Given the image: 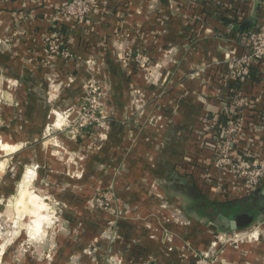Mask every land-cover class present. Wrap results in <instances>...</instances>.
<instances>
[{
	"label": "crops",
	"instance_id": "crops-1",
	"mask_svg": "<svg viewBox=\"0 0 264 264\" xmlns=\"http://www.w3.org/2000/svg\"><path fill=\"white\" fill-rule=\"evenodd\" d=\"M88 1L92 10L78 23L60 15L64 0H0L2 162L52 199L68 229L54 252L40 258L45 264H194L197 253L209 251L213 264H264V219L248 224L255 225V239L211 249L216 200L229 197L212 192L218 198L208 210L201 195L209 188L199 186L202 174L217 176L212 151L201 147L205 120L221 118L233 93L248 97L246 123L255 124L234 151L251 146L264 155L258 119L264 60L240 80L226 62L228 54L245 50L246 32L260 22L259 1ZM235 14L255 16V23L239 33L240 22L226 21ZM53 24L71 57L46 54L43 39ZM137 49L150 57L146 69L114 54ZM99 67L106 117L99 129L73 136L70 120L83 82ZM108 186L118 219L89 204ZM258 188L264 190V179ZM254 191L225 203L222 214L250 210L261 195Z\"/></svg>",
	"mask_w": 264,
	"mask_h": 264
},
{
	"label": "built area",
	"instance_id": "built-area-1",
	"mask_svg": "<svg viewBox=\"0 0 264 264\" xmlns=\"http://www.w3.org/2000/svg\"><path fill=\"white\" fill-rule=\"evenodd\" d=\"M258 1L264 6V0ZM91 10L92 4L88 0H64L59 13L63 18L83 23ZM259 20L260 22L245 34V50L239 54H228L226 59L230 76L237 80L249 76L254 62L264 60V11ZM43 42L45 52L49 56L60 55L64 58L72 56L69 49L62 45V37L54 24L52 30L45 34ZM124 60L141 69H146L150 64L148 54L139 49L126 53ZM106 91L101 80L88 79L76 114L70 120V132L73 136L86 129L101 127L106 117ZM228 99L230 105L223 107L221 118L205 120V131L202 132L200 139L212 151L210 162L217 170V176L214 179L209 178V189L218 194L251 193L264 179V155H257L248 145L245 146L248 148L243 153H235L234 145L243 139L246 129L254 122L246 123L244 115L250 105L248 97L236 92ZM259 114L260 120L264 122V110ZM206 176L210 177V174L207 173ZM89 204L93 209L102 210L115 219L122 214L115 204L113 186L96 193L89 199ZM218 240H221V236L215 232L211 241L212 250L216 248ZM215 260L216 256L211 252L201 251L196 254L194 264H213Z\"/></svg>",
	"mask_w": 264,
	"mask_h": 264
},
{
	"label": "rangeland",
	"instance_id": "rangeland-1",
	"mask_svg": "<svg viewBox=\"0 0 264 264\" xmlns=\"http://www.w3.org/2000/svg\"><path fill=\"white\" fill-rule=\"evenodd\" d=\"M128 52L131 51H118L114 52V54L122 64H131L124 60V57ZM95 71H91L94 75H91L90 78L101 80L102 78H99L98 75L102 73V69L99 67L96 68ZM88 79L83 82V89L87 84ZM2 159V150H0V264H45L46 261L43 258L49 257L54 252L59 237L62 238L67 235L68 229L63 222L59 210L55 209L51 204L52 199L36 193L38 192L36 189H34L36 192L32 191L31 189L33 188V185H30V180L28 188H31L30 190L32 192L39 195L47 206V208L41 209L42 212H44L43 214L46 215L45 221L42 223L41 231L38 234H33L30 231L28 225L32 219L31 215L29 213L27 214V211L22 208L21 210L16 209L19 190L25 177L23 178L24 175H18L15 171L8 172ZM219 195L222 196L220 197L221 199L230 197H223L225 195L223 193H220ZM90 198L91 197L88 199ZM209 198L213 200H210ZM209 198L201 195V204L202 206L204 205V207L206 206L208 210L210 209L208 203L214 201L218 197L214 198L211 196ZM216 202L219 201L216 200ZM216 226L218 228V234L221 236V240H218L216 245V248L218 247V249L226 244L237 245L238 242L246 237H253V239H255L258 236L254 224L250 227L248 226L249 228L246 229L239 228L232 233H223L227 231L222 230L217 223ZM211 236L212 241L214 239V233L213 235L211 234ZM39 258L40 260H38Z\"/></svg>",
	"mask_w": 264,
	"mask_h": 264
},
{
	"label": "water",
	"instance_id": "water-1",
	"mask_svg": "<svg viewBox=\"0 0 264 264\" xmlns=\"http://www.w3.org/2000/svg\"><path fill=\"white\" fill-rule=\"evenodd\" d=\"M255 23V16H248L242 20L238 25V32L242 33L244 29L250 27ZM260 192V198L257 200V204L250 207V210L240 213H233L231 215L218 214L215 221L222 230H232L238 228H244L254 219L262 222L264 219V190L259 188L255 189L254 195Z\"/></svg>",
	"mask_w": 264,
	"mask_h": 264
},
{
	"label": "bare ground",
	"instance_id": "bare-ground-1",
	"mask_svg": "<svg viewBox=\"0 0 264 264\" xmlns=\"http://www.w3.org/2000/svg\"><path fill=\"white\" fill-rule=\"evenodd\" d=\"M30 182L27 176L23 180L22 186L19 190V197L16 201V209L27 211L31 215V221L29 223V229L33 234H38L42 229V223L45 221L46 215L43 214L41 209L47 208L46 204L42 201L41 197L32 192L28 188ZM15 204V203H14ZM20 212V211H19Z\"/></svg>",
	"mask_w": 264,
	"mask_h": 264
},
{
	"label": "trees",
	"instance_id": "trees-1",
	"mask_svg": "<svg viewBox=\"0 0 264 264\" xmlns=\"http://www.w3.org/2000/svg\"><path fill=\"white\" fill-rule=\"evenodd\" d=\"M257 8H258V16L260 17L261 16V14L263 13V11H264V6L262 5V3H258V5H257ZM244 15H234L231 19H226V21H227V23L229 22V23H231V24H235V23H239V22H241L242 20H244L243 17ZM252 26V25H251ZM250 26V27H251ZM254 26V25H253ZM250 27H248V28H250ZM248 28H246V29H244V31L243 32H246L247 30H248ZM242 32V33H243ZM62 45H65L64 44V41L62 40ZM246 119V118H245ZM258 119H260V118H258ZM247 120V119H246ZM209 146V145H208ZM201 147L202 148H206L205 147V145H204V142L202 141L201 142ZM263 182V180L261 181V183ZM260 183V184H261ZM199 186L201 187L200 188V190H202V191H204L203 189H206V187L207 188H209V177L208 176H206V174H202L201 176H200V180H199ZM212 192H210L209 191V189H208V192L207 191H205L204 192V195L203 196H205L206 198H209L210 197V194H211ZM250 193H241V194H236V195H229V194H225L223 197H226V196H230L229 197V200H226V201H219V202H217V204L218 205H214L215 206V208L214 209H216V211H215V213L216 214H222L223 212H225L224 210H222V206L226 203V204H228L229 202L231 203V204H234L235 203V200H238V199H242V198H244L245 196H247V195H249ZM210 199V198H209ZM220 206H221V209H220ZM218 209V210H217ZM221 210H222V212H221ZM214 213V214H215ZM215 214V215H216ZM216 217V216H215Z\"/></svg>",
	"mask_w": 264,
	"mask_h": 264
}]
</instances>
